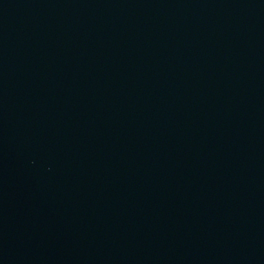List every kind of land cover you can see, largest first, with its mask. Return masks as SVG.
<instances>
[{
    "label": "water",
    "instance_id": "water-1",
    "mask_svg": "<svg viewBox=\"0 0 264 264\" xmlns=\"http://www.w3.org/2000/svg\"><path fill=\"white\" fill-rule=\"evenodd\" d=\"M0 264H264V0H0Z\"/></svg>",
    "mask_w": 264,
    "mask_h": 264
}]
</instances>
